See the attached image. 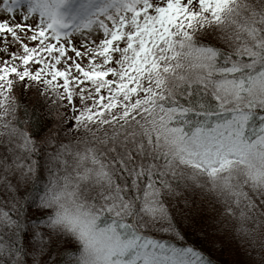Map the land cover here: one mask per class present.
<instances>
[{"label": "snow or ice", "instance_id": "6c2138e0", "mask_svg": "<svg viewBox=\"0 0 264 264\" xmlns=\"http://www.w3.org/2000/svg\"><path fill=\"white\" fill-rule=\"evenodd\" d=\"M0 189V264H264V0H0Z\"/></svg>", "mask_w": 264, "mask_h": 264}, {"label": "rangeland", "instance_id": "374dc122", "mask_svg": "<svg viewBox=\"0 0 264 264\" xmlns=\"http://www.w3.org/2000/svg\"><path fill=\"white\" fill-rule=\"evenodd\" d=\"M17 15L19 14L17 13ZM2 198L3 190L0 189V199ZM179 227L184 234L187 233L186 229H188L193 235V238H186L189 243L200 247L206 252L211 250V254L215 260L219 261L226 257L229 264H247L248 256L238 243L225 240L223 246H221L219 239H216L214 242L203 239V233L200 230L202 225L199 222L180 220ZM56 258L58 259L59 257Z\"/></svg>", "mask_w": 264, "mask_h": 264}, {"label": "trees", "instance_id": "16d2710c", "mask_svg": "<svg viewBox=\"0 0 264 264\" xmlns=\"http://www.w3.org/2000/svg\"><path fill=\"white\" fill-rule=\"evenodd\" d=\"M17 95L22 105L20 109L22 119H23V107L24 106L28 107L30 114L32 115H35L36 111H39L40 113L43 114L45 112V109L48 107L46 99L44 97L38 96L36 94L35 89H33L32 91H25L22 88L18 89ZM49 127H51V125H49ZM186 231H187V233H185L186 238L188 237L193 238V235L189 232V230L186 229ZM219 262L220 264H229L228 259L226 257L219 260Z\"/></svg>", "mask_w": 264, "mask_h": 264}]
</instances>
